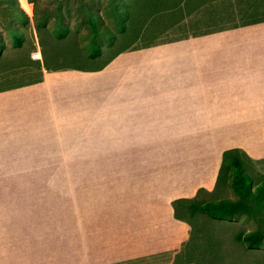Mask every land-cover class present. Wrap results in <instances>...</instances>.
<instances>
[{"label":"rangeland","instance_id":"374dc122","mask_svg":"<svg viewBox=\"0 0 264 264\" xmlns=\"http://www.w3.org/2000/svg\"><path fill=\"white\" fill-rule=\"evenodd\" d=\"M125 1L126 34L110 0H0V264H264L236 240L263 212L190 211L237 198L233 156L264 180V0ZM231 92L257 113L209 106Z\"/></svg>","mask_w":264,"mask_h":264},{"label":"trees","instance_id":"16d2710c","mask_svg":"<svg viewBox=\"0 0 264 264\" xmlns=\"http://www.w3.org/2000/svg\"><path fill=\"white\" fill-rule=\"evenodd\" d=\"M112 12L115 15L117 26L121 32L126 34L128 21L131 16V10L125 0H110ZM37 7V5H36ZM35 7V25L39 32L47 29L48 15L37 17V9ZM20 19L22 22H29V17L22 9H18ZM80 12L83 13L85 20L91 31V45L92 51L99 54L100 45L96 42L98 39L106 38L113 42L115 39L114 31L108 26L105 19L99 14L86 10L81 7ZM55 34L62 38L70 32L69 25L64 23L62 13H59L56 21ZM14 40L17 45L22 44L23 34L21 31L16 32ZM232 155V153H231ZM229 170H231L230 187L237 195L236 199L224 198L214 201L194 203L190 205L191 213H201L216 220H233L242 215H251L254 208L264 213V180L255 183L253 178L247 172L246 167L238 156L231 157L229 163ZM236 240L244 243L248 248L259 247L264 240V235L261 232H245L240 233Z\"/></svg>","mask_w":264,"mask_h":264},{"label":"crops","instance_id":"0c3cea01","mask_svg":"<svg viewBox=\"0 0 264 264\" xmlns=\"http://www.w3.org/2000/svg\"><path fill=\"white\" fill-rule=\"evenodd\" d=\"M234 95H235V93H232V92H231V94H226V98H225L226 101L221 100V101L218 102V101L214 100V103H210L209 106L212 107V108L216 107V108H220V109L221 108H227L228 109V113L229 114H233L234 117H239V116H242V115H254V114L257 113V111L251 106H242V105H240L239 104V100H235L234 99ZM223 98H224V95H223ZM187 106L191 107V103L187 104ZM219 121H215L214 122L213 120H211V121H207L206 120L204 122L199 123V125H201V126H209L212 122L216 123V122H219ZM161 124H164V123H161ZM186 124H187V126L191 127L195 123H192L191 121L188 120L186 122ZM179 132H183V131L181 130ZM168 133H173V132L168 131V130H158L157 131V134H168Z\"/></svg>","mask_w":264,"mask_h":264}]
</instances>
